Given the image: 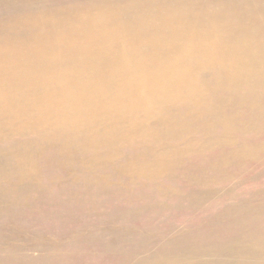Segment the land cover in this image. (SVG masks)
Returning a JSON list of instances; mask_svg holds the SVG:
<instances>
[{"label": "bare ground", "instance_id": "obj_1", "mask_svg": "<svg viewBox=\"0 0 264 264\" xmlns=\"http://www.w3.org/2000/svg\"><path fill=\"white\" fill-rule=\"evenodd\" d=\"M0 160L25 173L7 179L23 201L0 264H264V196L247 192L264 180L233 184L264 177V0H0ZM76 160L98 166L101 201L26 200ZM182 169L216 199L148 204ZM125 174L142 203L112 198Z\"/></svg>", "mask_w": 264, "mask_h": 264}, {"label": "rangeland", "instance_id": "obj_2", "mask_svg": "<svg viewBox=\"0 0 264 264\" xmlns=\"http://www.w3.org/2000/svg\"><path fill=\"white\" fill-rule=\"evenodd\" d=\"M119 160H126V157L124 155H120ZM15 161V160H14ZM191 164V163H190ZM264 166V164H261ZM192 166V165H190ZM98 166H87L86 164H82L81 160H76L75 163H72L70 167H68L65 170H61L57 167H49L45 166L43 168V171L40 173V176L42 178H46V181H54L59 179L61 176L65 179V183H68L70 185H63L62 187H59V193L55 191V186L51 185L52 182L47 183L46 186L43 188L38 189L39 195H41L42 199H39L37 196H33L32 193L27 192L29 194L26 197V200L29 202H39V201H46L48 199H54L62 196L63 192L62 190H69V189H76V190H86L91 195L97 194L96 200L101 201L102 195L99 194L96 191V184L91 182L90 177L92 176V173L94 170H97ZM25 176V173H23V170L18 169L15 162H11L9 165L5 164L4 160H0V192L6 191L5 194H7V199L0 198V236H5L11 239V235L7 232L6 229H8V225L10 223L3 222L4 211L8 208L9 203H11V199L15 200V204L21 205V201H23V196L18 194L16 192V185L12 182H8L7 179L11 177V180H18L20 177ZM21 177V178H22ZM39 178V177H38ZM244 180L252 182L254 185L258 184V182L263 181L264 177L259 178L257 175H252L248 179H235L233 180V184L236 186H242L244 183ZM33 184V182H31ZM232 184V185H233ZM169 186V188H166ZM217 187V188H215ZM107 188L114 189L115 195L117 199L114 198V200L118 202H129L130 204H136L142 203V197L141 194L144 190V187L139 184H131L130 183V177L128 175H123L119 182L109 183L107 185ZM218 186H213L211 189L209 188H201L196 185V183H193L191 181V178L186 175V171L184 169L178 171V173H175L173 175H163L159 178L157 181V186L154 188H151L149 190V197L150 201L148 204L154 205V206H162L163 204H171L173 205L174 202L180 201L181 204L185 207L186 204L189 203V201H198L199 206H197V210L205 205H207L209 202L216 199L215 195L213 194L214 190H218ZM223 190V193L230 191V187H225ZM207 191H209V195L207 194ZM247 192H255L257 193V196L255 197V201L261 197L264 196V186L263 185H257L254 188H249ZM51 194H54L52 197H50ZM198 196V197H197ZM85 197L81 195H76L74 197V200H84ZM122 203H119L122 205ZM257 206L264 207V200L262 202L254 203ZM197 210H188L187 213L192 214L197 212ZM95 214L98 213L100 216H103V213H101V210L94 211ZM173 215L176 216L177 213L173 212ZM99 219V218H98ZM211 219V213L207 212L203 214L202 221H208ZM192 226H189L188 228H191ZM187 230L186 225H182L179 227L177 233L185 232ZM16 241L15 244L22 246L26 245L28 248H30V243L25 241ZM85 246V245H82ZM27 253L31 255H37V250H28Z\"/></svg>", "mask_w": 264, "mask_h": 264}]
</instances>
